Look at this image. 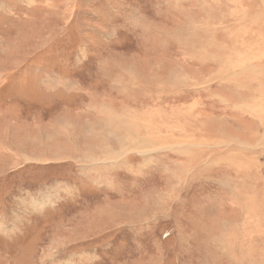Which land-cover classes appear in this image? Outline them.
<instances>
[{"label": "rangeland", "instance_id": "obj_1", "mask_svg": "<svg viewBox=\"0 0 264 264\" xmlns=\"http://www.w3.org/2000/svg\"><path fill=\"white\" fill-rule=\"evenodd\" d=\"M0 264H264V0H0Z\"/></svg>", "mask_w": 264, "mask_h": 264}]
</instances>
